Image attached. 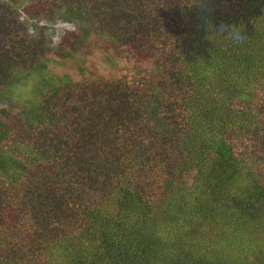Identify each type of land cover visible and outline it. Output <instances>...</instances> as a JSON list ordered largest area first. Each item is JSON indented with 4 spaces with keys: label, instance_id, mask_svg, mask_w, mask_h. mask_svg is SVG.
<instances>
[{
    "label": "trees",
    "instance_id": "obj_1",
    "mask_svg": "<svg viewBox=\"0 0 264 264\" xmlns=\"http://www.w3.org/2000/svg\"><path fill=\"white\" fill-rule=\"evenodd\" d=\"M59 24L60 58L0 45V96L33 92L0 106V264H264V0H74Z\"/></svg>",
    "mask_w": 264,
    "mask_h": 264
},
{
    "label": "rangeland",
    "instance_id": "obj_2",
    "mask_svg": "<svg viewBox=\"0 0 264 264\" xmlns=\"http://www.w3.org/2000/svg\"><path fill=\"white\" fill-rule=\"evenodd\" d=\"M72 1L74 0H55L53 2V4H55L56 6L55 9H53L48 15H43L40 12V8L46 3V1L44 0H0V10L7 12L6 14L12 16L11 21H0V45L6 44L7 36H9L10 33L14 34L16 31L17 35H19L21 38L25 36L29 41V44L24 45L21 48V51L23 49L24 51H28L31 53H41L44 54L45 57H48L47 59L50 60L60 58L63 54H65V51L67 49L65 47L68 45L65 35L72 34L74 31L68 30L67 25L59 24L56 26L57 34H59L57 38L53 36L52 27L54 26V23L57 21V19L63 15L65 4ZM75 1L86 3V1L88 0ZM36 4L38 5L33 9L32 5ZM6 9H8V11H6ZM6 24H10L8 31L3 29ZM89 45L90 44L87 45L84 51L88 49ZM63 49H65V51ZM91 49V51H86L85 57H87L90 63L92 62V67H99V69L102 70L103 73L112 74V71H114V69L109 65V63L106 64V62L108 61V56L102 54V56H100L101 61H99L97 60V50H95L94 48ZM78 60L80 62H77V60H73L72 62L75 67H78L82 64V58H79ZM62 69L65 74H68L70 71V68L67 66L59 67V70L62 71ZM57 70L58 68H54L51 66L49 68V71H47L46 73L58 74L56 73L58 72ZM14 91L15 92H11L12 98H10V92L6 95L8 99L0 96V106H2L3 108L5 106L9 108L11 107L10 105H12L14 106V109L21 108L23 102H26L29 97L33 98L31 96L33 93L32 86L29 87L28 83L24 84L21 87H16ZM22 218L23 220H30V217H25L23 213L20 215L21 220ZM34 226L38 228L37 223H34ZM101 256L102 250L100 251V259L102 258Z\"/></svg>",
    "mask_w": 264,
    "mask_h": 264
}]
</instances>
